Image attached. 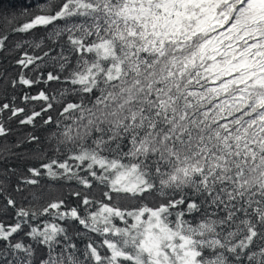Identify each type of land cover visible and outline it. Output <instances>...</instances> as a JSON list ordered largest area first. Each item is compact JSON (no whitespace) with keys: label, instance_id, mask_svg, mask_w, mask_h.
Masks as SVG:
<instances>
[{"label":"snow or ice","instance_id":"6c2138e0","mask_svg":"<svg viewBox=\"0 0 264 264\" xmlns=\"http://www.w3.org/2000/svg\"><path fill=\"white\" fill-rule=\"evenodd\" d=\"M11 2L0 264H264V0Z\"/></svg>","mask_w":264,"mask_h":264},{"label":"trees","instance_id":"16d2710c","mask_svg":"<svg viewBox=\"0 0 264 264\" xmlns=\"http://www.w3.org/2000/svg\"><path fill=\"white\" fill-rule=\"evenodd\" d=\"M4 6H5L6 9L9 8V7L17 8V7H19V3L18 2L13 3V2H11V0H4ZM38 87L43 88L44 86L40 85ZM52 87L54 88L55 85L53 84ZM31 91H32V94H35L36 91H37V88L34 87ZM16 103L19 104L20 101L17 100ZM38 123H39V121H38ZM12 128H13V133L9 137L10 140H14V139H16L18 137L23 138V134L32 131L31 126H24L22 128H19V127L16 126L15 123H13ZM36 134L37 135H41L43 137V136L47 135V132L45 131V129L40 128V129L37 130ZM4 143H5V141L0 140V145H3ZM42 183H47V181H42ZM149 203H151V201H149Z\"/></svg>","mask_w":264,"mask_h":264}]
</instances>
